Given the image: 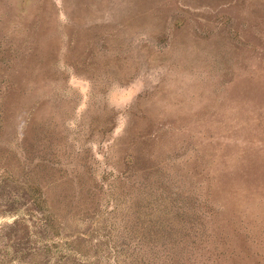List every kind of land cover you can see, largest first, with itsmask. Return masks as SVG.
Wrapping results in <instances>:
<instances>
[{
    "label": "rangeland",
    "instance_id": "1",
    "mask_svg": "<svg viewBox=\"0 0 264 264\" xmlns=\"http://www.w3.org/2000/svg\"><path fill=\"white\" fill-rule=\"evenodd\" d=\"M0 264H264V0H0Z\"/></svg>",
    "mask_w": 264,
    "mask_h": 264
}]
</instances>
